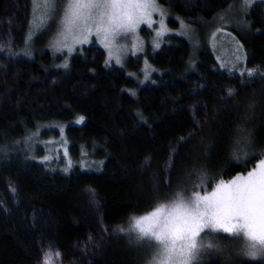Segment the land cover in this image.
I'll return each mask as SVG.
<instances>
[{
	"label": "trees",
	"instance_id": "obj_1",
	"mask_svg": "<svg viewBox=\"0 0 264 264\" xmlns=\"http://www.w3.org/2000/svg\"><path fill=\"white\" fill-rule=\"evenodd\" d=\"M161 2L176 34L109 67L97 46L63 63L32 29V0H0V264H148L137 218L263 158L264 1ZM216 31L240 45L242 72L219 61ZM61 127L68 160L47 154ZM208 252L198 264H264Z\"/></svg>",
	"mask_w": 264,
	"mask_h": 264
},
{
	"label": "snow or ice",
	"instance_id": "obj_2",
	"mask_svg": "<svg viewBox=\"0 0 264 264\" xmlns=\"http://www.w3.org/2000/svg\"><path fill=\"white\" fill-rule=\"evenodd\" d=\"M253 2L243 0V5L251 7ZM32 3L34 30L46 28L49 21H58L60 35L65 39L74 28L87 33L79 43L88 42L93 26L94 34L105 41L121 31L133 32L139 24L151 23L149 8L157 10L155 0H32ZM247 74L253 77L257 70L249 69ZM131 230L139 241L155 249L149 264H193L203 248L213 247L203 243L201 233H227L245 242L242 255L252 259L264 257V159L244 176L219 181L206 195L194 192L185 197L177 192L169 204H160L148 215L137 218ZM43 264L51 262L45 259Z\"/></svg>",
	"mask_w": 264,
	"mask_h": 264
},
{
	"label": "rangeland",
	"instance_id": "obj_3",
	"mask_svg": "<svg viewBox=\"0 0 264 264\" xmlns=\"http://www.w3.org/2000/svg\"><path fill=\"white\" fill-rule=\"evenodd\" d=\"M257 1H264V0H254L252 4H254ZM155 5L157 9L156 11H152L151 8L148 9V11L151 12L150 24L147 22L141 23L137 26L136 30L133 32H123V31L118 32L114 38L113 36H109L107 41L103 40L102 36L97 37L94 34V26H93V34L88 36V42L86 43H79L78 40H82L84 35H86L87 33H81L76 28L73 29L71 34L67 35L66 39L63 36H61L60 35L61 27L58 21L56 22L49 21L48 26L46 28L36 29V30L39 31L38 35H41L43 36V38L48 40L49 46L52 48L54 55L66 54V56L63 57L65 58L63 63H67L71 55L79 51L83 47L97 46L100 49H102L103 52L106 53L107 66L122 67L128 61L129 57L142 55L147 59L146 47L148 44L151 45L152 50L157 51L168 36L176 34V32H174L168 26L170 15L167 7H165V5L162 4L161 0H155ZM219 20H221V18ZM31 26L33 29L32 22H31ZM33 31L35 30L33 29ZM32 37H34L32 39L33 41L34 39L37 38V35H32ZM211 40L213 44V49L217 54L219 61L221 62L223 67L224 68L228 67V69H231L229 71L242 72L243 70L240 69V67L243 65L244 57L240 45L226 32H220V31L213 32L211 36ZM145 67H146V63L144 64V68L142 70L144 77L143 83L148 81L150 79L151 74L153 73L151 68L145 69ZM53 129H57V128L53 127ZM48 142H50L51 145L57 144L56 145L57 148L55 149L54 152L53 151H51L50 153L47 152L48 158H50L51 155H53L57 151H61L60 154L63 157H65L67 160L69 159L67 147H66V136L64 134V127L59 128L58 138L52 139V141L50 140ZM262 159H264V156ZM70 165L71 163L68 166ZM83 167H86V165H83ZM213 189L205 193L200 192L199 189L195 192H199L201 195H206L208 193H211ZM193 193L185 197L191 196ZM144 223L146 226L147 222ZM200 235L203 238L204 244L210 243L213 245V247L203 248L198 260L194 261L193 264H198L201 261L200 259L203 258L202 256L208 251H209L208 253H211L212 256L226 260L227 257H234V254H238L239 251L240 253H242V249H244L245 247L244 241L239 240L238 238L233 237L227 233H212L210 235H205V233H201ZM224 236H226L227 238L230 237V239L223 238ZM227 241H229L230 243ZM239 242L241 243L240 247L238 249L237 248L235 249L236 245ZM154 253L155 251L153 252L152 257ZM243 256L247 257L245 255ZM152 257L150 261L152 260ZM249 259L256 262H264V257L258 256L256 259H252V258Z\"/></svg>",
	"mask_w": 264,
	"mask_h": 264
}]
</instances>
